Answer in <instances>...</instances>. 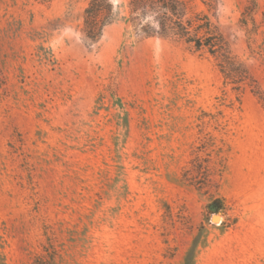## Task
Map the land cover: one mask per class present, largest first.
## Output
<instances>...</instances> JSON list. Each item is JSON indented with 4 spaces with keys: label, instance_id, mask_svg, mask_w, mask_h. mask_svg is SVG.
<instances>
[{
    "label": "rangeland",
    "instance_id": "374dc122",
    "mask_svg": "<svg viewBox=\"0 0 264 264\" xmlns=\"http://www.w3.org/2000/svg\"><path fill=\"white\" fill-rule=\"evenodd\" d=\"M111 1L0 0V264H264V0L207 13L240 84Z\"/></svg>",
    "mask_w": 264,
    "mask_h": 264
},
{
    "label": "trees",
    "instance_id": "16d2710c",
    "mask_svg": "<svg viewBox=\"0 0 264 264\" xmlns=\"http://www.w3.org/2000/svg\"><path fill=\"white\" fill-rule=\"evenodd\" d=\"M49 3L52 0H38ZM242 23H254L253 14L257 9L256 0H247ZM220 0H126L127 18L133 32L142 39L158 38L186 45L196 53L208 54L219 60V68L225 79L240 84L246 78L244 70L231 56L227 41L211 22L207 13L216 12ZM202 7L204 10H197ZM118 10L111 0H89L83 11L81 40L87 47L97 45L105 28L117 21ZM216 154L225 170L223 149L209 151L207 157ZM218 202L209 210L215 212Z\"/></svg>",
    "mask_w": 264,
    "mask_h": 264
},
{
    "label": "water",
    "instance_id": "95a60500",
    "mask_svg": "<svg viewBox=\"0 0 264 264\" xmlns=\"http://www.w3.org/2000/svg\"><path fill=\"white\" fill-rule=\"evenodd\" d=\"M217 218H219V217H218V216H214V217L212 218V221L215 222V223L219 222V220L217 221Z\"/></svg>",
    "mask_w": 264,
    "mask_h": 264
},
{
    "label": "bare ground",
    "instance_id": "6f19581e",
    "mask_svg": "<svg viewBox=\"0 0 264 264\" xmlns=\"http://www.w3.org/2000/svg\"><path fill=\"white\" fill-rule=\"evenodd\" d=\"M219 220V218H217V221Z\"/></svg>",
    "mask_w": 264,
    "mask_h": 264
}]
</instances>
